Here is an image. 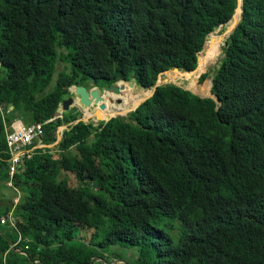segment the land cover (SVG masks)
I'll use <instances>...</instances> for the list:
<instances>
[{
  "label": "trees",
  "instance_id": "trees-1",
  "mask_svg": "<svg viewBox=\"0 0 264 264\" xmlns=\"http://www.w3.org/2000/svg\"><path fill=\"white\" fill-rule=\"evenodd\" d=\"M221 25L234 32L213 85L188 84L218 100L162 86L128 119L72 125L22 159L23 197L0 208L17 226L0 223V264H111V249L125 264H264V0H0V187L14 123L57 118L69 89L93 82L125 83L87 109L126 116L147 99L126 83L153 89L178 69L166 77L183 85L205 43L222 58L225 44L207 42ZM61 116L44 146L79 121Z\"/></svg>",
  "mask_w": 264,
  "mask_h": 264
},
{
  "label": "rangeland",
  "instance_id": "rangeland-1",
  "mask_svg": "<svg viewBox=\"0 0 264 264\" xmlns=\"http://www.w3.org/2000/svg\"><path fill=\"white\" fill-rule=\"evenodd\" d=\"M240 2H242V0H239ZM226 26V25H225ZM225 26L221 27V28H218L214 31L213 35L212 36H208L209 39L207 42L210 43V40L213 39L215 40V48H214V51L216 53V51L221 47V45L225 44L222 48V52H223V55H222V58H214V57H208V55H210V49L207 48V44L205 46V49L199 54V56L201 55L200 57V61H199V64H198V68L193 71V72H197V74L194 76V77H191L190 80H186V82L183 84V85H180V84H173L171 82H169V79L166 77V75H162L160 78H159V85L162 87V86H166V85H173V86H180L184 89H187L189 91H192L189 87H188V84L191 83L194 79L197 78V76H200V75H204L205 76V79H209L211 82H212V77H213V74L215 71L218 70V68L220 67V65L222 64L223 60L226 58V49H227V45L226 43L229 42V37L231 36V34L233 33V28L232 27H227L225 28ZM208 43V44H209ZM216 64V65H213V64ZM202 68V69H201ZM0 69H1V66H0ZM67 68L64 64H62L61 62H58L57 65H56V71H55V75H54V80L57 78V75L63 71H65ZM201 70V71H200ZM193 72H188V73H193ZM169 74H175L173 71L170 72ZM54 84V81L51 85V87L53 86ZM128 86H131L133 85L134 88L137 93H146L147 91H153L152 89L150 90H145V89H142L140 87H138L136 85V83L134 81L130 82V83H126ZM50 87V88H51ZM92 89V87H90V90ZM71 98L74 99L75 101V104L69 108L68 112L67 113H64L66 115H71V116H75V115H78L79 116V121H83L85 122L86 124H93L95 127H98L100 123H103L101 121H98L97 119H86L85 118V115H84V112L87 110L89 111L90 113H92L93 111H95V107H91L90 109H87V108H83L80 103H79V100H78V97L74 96L73 93H71ZM201 95H203L201 93ZM199 95V96H201ZM211 96V95H210ZM209 97V96H207ZM211 97H214V96H211ZM105 100H107L106 96H104ZM121 106H118L117 109H119ZM103 108L104 106L101 108L102 111H103ZM99 109V111L101 110ZM112 111H113V106H112ZM108 112V114H104L103 113V116L107 119H116V118H124V119H128L129 115L133 112L131 111L129 114H127L126 116H118V117H112L111 116V113L113 112ZM104 112V111H103ZM65 123V122H64ZM76 123H71V124H65L63 125L62 127H59L57 130H56V133L57 135H59V137H61V141H62V138H63V135H64V132L65 131H68L69 127L72 126V125H75ZM44 144V143H43ZM44 146V145H43ZM56 145L53 144V145H50V146H45V148H48V149H54ZM59 180L60 181H67L69 183H72L73 179H72V176L68 175V174H65V173H60L59 174ZM10 196H13V200L12 202L14 203V205L18 206L20 202L19 198L23 197V193L21 191V189L19 188L18 190L15 188H12L10 186H7L5 184L4 187H0V208H3V207H6L7 205H9V199H10ZM12 198V197H11ZM17 202V203H16ZM15 208V206H13V209ZM15 244V243H14ZM111 252V253H110ZM110 252L106 253V256L108 258H110L112 260V263L111 264H125V261L123 260H120V258H118L117 256L115 255H112L114 253L113 249L110 250ZM92 264H106L103 260L99 259V258H95L94 262Z\"/></svg>",
  "mask_w": 264,
  "mask_h": 264
},
{
  "label": "built area",
  "instance_id": "built-area-1",
  "mask_svg": "<svg viewBox=\"0 0 264 264\" xmlns=\"http://www.w3.org/2000/svg\"><path fill=\"white\" fill-rule=\"evenodd\" d=\"M58 117L49 119L39 125L23 126L16 122L7 131L6 134V147L9 159L7 160L6 175L8 178L7 186L14 188L13 178L16 173L17 167L20 165L22 159L30 160L38 151L45 150L43 146L44 126L51 124L56 119H62L60 106L57 111ZM57 135V133H56ZM59 136V135H57ZM61 137L55 145L59 144ZM57 159V158H55ZM17 203V202H16ZM19 203V202H18ZM1 225H8L17 230L16 219L13 211L0 218ZM21 237L19 238V242ZM17 244V243H16ZM16 244L12 245L14 247Z\"/></svg>",
  "mask_w": 264,
  "mask_h": 264
},
{
  "label": "water",
  "instance_id": "water-1",
  "mask_svg": "<svg viewBox=\"0 0 264 264\" xmlns=\"http://www.w3.org/2000/svg\"><path fill=\"white\" fill-rule=\"evenodd\" d=\"M238 4H239V2H238ZM237 10V9H236ZM242 12L243 11H241V14H242ZM235 13H236V11H235ZM235 13H234V15H233V17L231 18V20L229 21V22H231L232 21V19L234 18V16H235ZM240 20H241V17H240ZM240 20H239V22H240ZM228 22V23H229ZM239 22L237 23V25L239 24ZM227 23V24H228ZM226 25V24H225ZM222 26H224V25H221V26H219L218 28H220V27H222ZM217 28V29H218ZM236 28V27H235ZM235 30V29H234ZM234 32V31H233ZM213 33V32H212ZM211 33V34H212ZM205 45H206V43H205ZM226 45L228 46L229 45V42H227L226 43ZM204 49H205V46H204ZM203 49V50H204ZM201 53V52H200ZM199 53V54H200ZM198 62H199V56H198ZM198 68V67H197ZM219 69V68H218ZM175 70H178V69H175ZM195 71V70H194ZM191 72H193V71H191ZM164 74H166V73H164ZM163 74V75H164ZM162 76V75H161ZM160 76V77H161ZM123 83H125V82H118L115 86H112V87H110V88H105L104 90H100V89H98V88H95V86H96V82H93L92 83V89L91 90H88L87 88H85V87H72V88H70L69 89V93L71 92V93H73L74 94V96H76V97H78V100H79V103H80V105L83 107V108H88V107H90L91 105H92V102L93 103H95L96 102V104H100V102L102 101V99H104V96H103V93H107L108 91H110V92H114V93H117L118 94V92H121V89H119V85L120 84H123ZM212 85H213V81H212ZM167 86V85H166ZM131 87H133V85H131ZM159 87H161L160 85H159V80H158V83L156 84V86L152 89L153 90V94L149 97V98H147V99H145L136 109H134L133 110V112H135L143 103H145L146 101H148L149 99H151L154 95H155V93H156V91H157V89L159 88ZM147 90H150V89H147ZM117 91V92H116ZM192 92V91H191ZM192 93H194V92H192ZM195 94V93H194ZM71 95V94H70ZM195 95H198V94H195ZM199 96V95H198ZM201 98H211V99H214V100H218V96L216 95V93H214V97H211V96H209V97H207V96H200ZM121 103V101H118V104H120ZM75 104V101H74V99H72L71 97L70 98H67L66 100H64V101H62V103L60 104V111H61V114H63V113H67L68 112V110H69V108L70 107H72L73 105ZM94 106H96V105H94ZM10 110H12V108H10ZM100 111H102V109L100 110ZM132 112V113H133ZM112 119H107L105 122H103V123H108V122H110ZM80 122H83V121H77L76 122V124H78V123H80ZM85 123V122H84ZM61 141V140H60Z\"/></svg>",
  "mask_w": 264,
  "mask_h": 264
},
{
  "label": "bare ground",
  "instance_id": "bare-ground-1",
  "mask_svg": "<svg viewBox=\"0 0 264 264\" xmlns=\"http://www.w3.org/2000/svg\"><path fill=\"white\" fill-rule=\"evenodd\" d=\"M177 71H181V70H175V71H173L174 73L175 72H177ZM188 73V72H187ZM194 73V76L197 74V72H193ZM167 74H169V73H167ZM167 74H165V75H167ZM193 76V77H194ZM198 77V76H197ZM212 82L210 81V80H208V84H211ZM153 94V91H147L146 93H145V95H146V97L147 98H149L151 95ZM201 95V94H200ZM202 96H210V95H208V94H206V93H204ZM87 115H92V118H94L96 115H98V116H100V117H104L103 116V111H99V110H97V111H95L94 113H86ZM85 114V115H86ZM111 119H113V118H111ZM104 120V119H103ZM104 121H106V120H104Z\"/></svg>",
  "mask_w": 264,
  "mask_h": 264
},
{
  "label": "flooded vegetation",
  "instance_id": "flooded-vegetation-1",
  "mask_svg": "<svg viewBox=\"0 0 264 264\" xmlns=\"http://www.w3.org/2000/svg\"><path fill=\"white\" fill-rule=\"evenodd\" d=\"M115 86V85H114ZM90 87H93V86H91L90 84H88L87 85V87H85V88H87L88 90H90ZM106 88H110V87H106ZM105 88H102V89H100V90H104Z\"/></svg>",
  "mask_w": 264,
  "mask_h": 264
},
{
  "label": "crops",
  "instance_id": "crops-1",
  "mask_svg": "<svg viewBox=\"0 0 264 264\" xmlns=\"http://www.w3.org/2000/svg\"><path fill=\"white\" fill-rule=\"evenodd\" d=\"M21 124V123H20ZM59 137V136H58Z\"/></svg>",
  "mask_w": 264,
  "mask_h": 264
}]
</instances>
